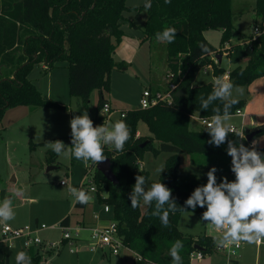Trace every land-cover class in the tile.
Returning <instances> with one entry per match:
<instances>
[{"label":"trees","instance_id":"1","mask_svg":"<svg viewBox=\"0 0 264 264\" xmlns=\"http://www.w3.org/2000/svg\"><path fill=\"white\" fill-rule=\"evenodd\" d=\"M130 9L133 8L126 5V0H0V68L6 70L5 75L0 73V116L6 107L16 105L67 109L66 104L44 98L28 78L35 63L43 62L45 68H49L61 60L67 62L70 95L81 98L86 105L90 91L98 90L97 112L104 100L102 90L109 88L110 71L123 66L113 60L112 54L123 37L120 27L123 12ZM254 9L263 31L256 37L239 34L238 41L230 46L227 53L230 61L236 64L228 72L229 80L236 86L248 85L264 75V0H255ZM135 10L146 12L142 24H130L142 30V41L156 39V33L166 27L176 29L175 42H163L166 73L170 74L168 83H174L175 89L170 101H159L148 108L130 109L118 118L131 129V138L123 151L104 146V155L110 159L117 182H109L95 169L96 197L99 203L109 205L111 219L117 223L122 242L139 256L133 264H171L169 250L176 240L183 242L180 251L183 264H190L188 255L196 249L194 245L208 252L212 249V236L183 234L178 228L180 214L184 212L180 210L170 213V225L164 227L160 219L152 215L154 204L134 209L129 195L136 175H143L148 180V171L138 164L148 149L154 154L160 151L169 153L164 162L165 170L152 182H162L172 189L178 208L184 206L185 200L197 187L193 181H180V152L225 155V163L230 170L227 143L219 147L210 145L211 137L206 129H189V121L195 113L211 117L214 107L223 109L222 102L217 100L208 110H202L200 98H207L214 83L193 85L192 82L199 68L206 63L212 64L214 75L225 72L218 63H212L207 54L219 52L229 41L234 15L231 0H171L170 4L165 0H151L149 9L146 10L142 4ZM207 29H221L218 47L205 38ZM202 47L208 51L202 54ZM242 60L244 65L240 64ZM177 89H182L185 95L174 96ZM237 99L239 102L232 107V114L246 102L245 98ZM74 116L70 111L71 119ZM92 121L94 127L102 123L95 117ZM139 121L144 122L150 136H136ZM251 130H259L253 138L264 133V123L253 126ZM252 139L241 140L231 133L228 136V140L243 143L246 147L251 145ZM155 140L157 146L153 143ZM258 150L264 152V145L258 146ZM48 152V163H52L56 154L50 149ZM101 190L105 192L103 196L99 194ZM74 207L83 209L85 205L74 202ZM187 211L193 210L189 208ZM204 211L198 206L194 212L202 214ZM59 224L68 225L69 215L64 216ZM27 254L32 258V264H39L41 256L37 250L30 249ZM8 260V248H0V264H8Z\"/></svg>","mask_w":264,"mask_h":264},{"label":"rangeland","instance_id":"2","mask_svg":"<svg viewBox=\"0 0 264 264\" xmlns=\"http://www.w3.org/2000/svg\"><path fill=\"white\" fill-rule=\"evenodd\" d=\"M146 0H126V5L132 7L124 11V19L121 22L123 37L115 48L112 58L123 64L120 68H113L109 74V88L102 90L103 102L110 103L115 111L111 114V121L118 120L121 111L139 107V98L145 88L152 91H163L168 84L166 68V50L163 42L156 39L142 41V30L130 24H142L146 17L145 10L137 11L135 7L145 4ZM255 0H231L233 12V29L228 45L238 41V35H253L254 26H260V19L255 14ZM221 29H207L205 38L215 47L219 46ZM225 45V44H223ZM219 49V48H218ZM221 48L219 53H221ZM241 65L245 61L240 62ZM228 71L234 67L226 55H222L219 64ZM3 69V74H4ZM224 74V73H223ZM212 65L201 66L197 71L193 85H201L214 82ZM5 75V74H4ZM28 78L44 98L54 100L67 105V109L58 107H44L33 105L9 106L3 110L0 116V201L5 196L12 198L15 218L5 223L17 228H31L36 230L40 242L31 247H24L20 239H16L8 247V264H15V255L19 251L26 253L32 249L37 250L41 256L39 264H133L134 254L125 247H119L117 253L110 252L107 247H95L89 250L84 247L89 240V231L80 229L79 237L84 240H64L57 247L49 248L51 242H60L62 237V225L60 220L69 215L70 228L79 227L81 213L73 207L71 194L68 188L77 187L82 181L86 168L82 161H78L72 155L55 156L54 162L48 163L49 152L46 142L61 140L71 147L70 111L76 116L87 111L90 118L103 119L101 107L96 112L98 90L93 89L89 94V101L83 105L81 98L68 93V70L65 60L56 61L51 67L45 68L43 62L35 63L28 74ZM246 93V86H240ZM239 96L237 98H240ZM81 109V110H79ZM245 113L244 108H241ZM236 115H231L228 125L249 129L248 122ZM189 129H205L199 121L191 117ZM144 122L137 124L136 136H150ZM259 143H263L264 133L254 137ZM153 143L157 146L158 142ZM264 145V144H261ZM51 150V149H50ZM169 155L160 151L154 154L151 149L144 152L140 160L141 167L148 171V183L160 175L156 169L164 166ZM180 165L178 173L181 182L197 183L200 186L207 183V172L216 167L217 182L222 177L229 181L234 180L225 163L226 156L220 154L186 153L180 152ZM92 165L91 174L95 172V164ZM54 166L53 168H49ZM49 168V169H48ZM64 181L65 184L60 182ZM87 182V180H84ZM1 192L3 196L1 197ZM95 197L94 202L86 206V211L92 208L103 211V203H99L95 192H89ZM102 196L104 191H99ZM141 204L140 208L144 209ZM206 210V207L204 208ZM201 215L193 211H184L180 214L178 228L183 234L198 235L209 234L213 238L212 249L203 252L201 259H192L190 264H226L225 255L215 248L214 240H218L223 231H215L214 226L201 222ZM4 222V221H3ZM82 227V226H81ZM87 230V231H86ZM264 239V238H262ZM82 244V246H80ZM74 250L70 251L69 248ZM228 264H264V245L248 244L242 241L237 250L236 260H229Z\"/></svg>","mask_w":264,"mask_h":264},{"label":"clouds","instance_id":"3","mask_svg":"<svg viewBox=\"0 0 264 264\" xmlns=\"http://www.w3.org/2000/svg\"><path fill=\"white\" fill-rule=\"evenodd\" d=\"M165 3L170 4L171 0H165ZM150 7L151 0H146L144 8L147 10ZM176 33L175 28L166 27L156 33V40L174 43ZM207 51V48H201L202 54ZM243 94L242 87L221 76L215 78L213 91L207 98H200L201 109L204 111L217 100L223 104L222 111L220 107L212 109L214 115L210 117L206 131L211 137L208 141L210 145L219 147L227 143L226 152L231 157L230 170L235 180L229 181L225 176L218 183L215 175L218 169L212 167L206 174L207 183L197 186L185 200L184 206L178 208L172 197V189L162 182H152L149 185L147 178L138 174L129 195L132 208L140 207L141 204L151 207L154 204L152 215L158 217L164 227H169L170 213L187 211L189 208L194 212L198 206L206 207L201 215V222L206 221L217 230H223V235L214 240L218 249L241 241L253 244L264 238V152L258 150L257 140H253L247 147L235 140H228L230 133L243 139L241 132L227 123L232 115V107L239 102L237 97ZM107 107L105 105V110ZM70 129L71 147L61 140L46 142V146L57 156H74L85 167L90 162L97 165L107 159L104 146L123 151L125 143L131 138V129L123 119L104 121L102 125L94 127L87 111L70 120ZM164 170L163 165L156 169L159 174ZM68 192L76 203L82 205L95 200L94 196L80 188L70 186ZM14 218L12 198L5 196L0 201V221L7 222ZM182 248L181 240L172 244L169 250L171 264H183L180 255ZM15 264H32V258L25 251H19L15 255Z\"/></svg>","mask_w":264,"mask_h":264},{"label":"built area","instance_id":"4","mask_svg":"<svg viewBox=\"0 0 264 264\" xmlns=\"http://www.w3.org/2000/svg\"><path fill=\"white\" fill-rule=\"evenodd\" d=\"M263 30L260 28V26H254L253 28V37H256L257 35H259ZM245 42L247 43L248 40H245ZM239 44H242V42H238ZM231 45H228V41L225 43L224 46H222L221 48V56L227 55L228 53V49L230 48ZM219 54V52L215 51V52H209L207 54L208 58L212 61V63H218L217 60V55ZM211 63H206L203 64L202 66L206 67V66H210ZM212 65V64H211ZM229 71H226L222 77L225 80H229V75H228ZM168 78L170 77V74H167ZM175 89V84L174 83H168L167 86L165 87V89L163 91H152L149 88H145L139 98V108H148L152 105L157 104L159 101H170L173 97V91ZM105 105H107V110H105ZM101 110L103 112V119H102V123L103 124L104 121H111V114L115 111V108H112L111 105L107 102L104 101L102 103L101 106ZM125 111H121L118 115L119 117H123L125 115ZM233 115L239 116L241 118V123L242 125L243 120H244V116L245 114L242 112V109H237ZM196 118L199 123L206 129L207 123L210 122V117H204V116H200L198 114H193L190 116ZM251 125H253V122H250ZM231 127H234L236 129H238L241 134L242 137L245 138V135L247 133L248 130H246L245 128H243V126L241 128H238L235 125H229ZM249 132V131H248ZM241 138V137H240ZM140 161H138L139 166L141 167V164L139 163ZM91 167L92 165L89 164L88 167L86 168V171L82 177V181L78 184V186L76 188H85L87 191L89 192H95L97 190L96 187V183L94 180V173L91 174ZM230 174L234 176V174L230 171ZM84 180H87V182H85ZM234 180H235V176H234ZM61 184H65L64 181L60 182ZM103 210L105 212H109V205L107 204H103ZM62 237H61V241L58 243L56 242H51L49 245V248L53 249L54 247H57L60 243H62L64 240H71V243L73 241H77L78 237H79V233H80V229H82L83 227L79 226L76 228H70L67 225H62ZM83 229H88L89 231V240L85 242V245H83L84 247H87L89 250H94L95 247L99 246V247H107L109 248L110 252L112 253H117L118 252V248L125 246L124 243L122 242V238L118 233V229H117V223L115 220L110 219L108 221H106L105 223H101L95 226H91L89 228H83ZM215 231H223V230H217L214 227ZM16 239H20L22 246L24 247H31L33 244L39 243L40 240L36 235V230L35 229H31L28 227L25 228H17V227H13L10 224H7L3 221H0V246L2 247H9L12 242ZM242 241L239 244H232L230 246H228L227 248H216V250L218 252H221L225 255L226 259H227V263L229 260H236L237 258V250L238 248L241 246ZM257 246L260 245H264V239H260L258 242L255 243ZM80 246H82L80 244ZM128 248V247H127ZM70 251H73L74 248L70 247L69 248ZM133 252V251H132ZM134 254V259L138 258L139 256L133 252ZM203 256V251L195 249L189 252V261H191L192 259H201Z\"/></svg>","mask_w":264,"mask_h":264},{"label":"crops","instance_id":"5","mask_svg":"<svg viewBox=\"0 0 264 264\" xmlns=\"http://www.w3.org/2000/svg\"><path fill=\"white\" fill-rule=\"evenodd\" d=\"M226 57L228 58L227 55H226ZM221 58H222V56L220 55V61L218 62V64L221 63ZM228 60H230V59L228 58ZM3 69H4V67L0 68L1 74H3ZM245 86H246V93L244 96H242L240 98L246 99V102L242 108H244V110H245L244 111L245 112L244 113L245 114L244 120L246 122H248L249 126H251L249 129H246V130L250 131L253 128V126L260 125V124L264 123V75L255 78L248 85H245ZM58 103H60V102H58ZM117 118H118V116H117ZM70 120H71V118H70ZM250 122H253V125H251ZM253 140H256V139L253 138L252 141ZM261 141L263 143L258 142V146H263L261 144H264V139ZM74 202L75 201H73V207H74ZM86 206L87 205H85V207L83 209L77 208L81 213V220H79V222H78L79 226H82L83 228H89L91 226H95V225H98L101 223H105L106 221L111 219L110 212H105L104 210L102 211L101 209H95L94 210L93 208L87 212ZM78 240L81 242H84V240L81 239L80 237H78ZM0 248H2V246H0Z\"/></svg>","mask_w":264,"mask_h":264},{"label":"water","instance_id":"6","mask_svg":"<svg viewBox=\"0 0 264 264\" xmlns=\"http://www.w3.org/2000/svg\"><path fill=\"white\" fill-rule=\"evenodd\" d=\"M217 60L218 62L220 61V54L217 55ZM185 95V92L182 90V89H177L175 92H174V96H183ZM259 130H250L249 132L246 133L245 135V139L247 141H250L253 136L258 132ZM145 144V141L141 143V146H143ZM96 166V170L99 171L109 182L111 183H116L117 182V179L111 169V166H110V159L109 157H107V159L103 162H99L97 165L95 164ZM54 166H51L49 168H53ZM48 168V169H49ZM3 196V192H1V197ZM194 247L196 249H199L201 250L202 247L198 246V245H194Z\"/></svg>","mask_w":264,"mask_h":264}]
</instances>
